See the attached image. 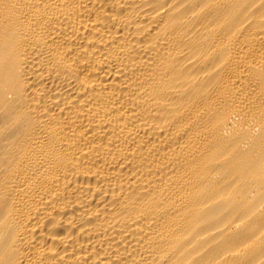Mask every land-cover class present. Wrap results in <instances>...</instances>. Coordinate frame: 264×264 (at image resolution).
Masks as SVG:
<instances>
[{
	"label": "bare ground",
	"instance_id": "obj_1",
	"mask_svg": "<svg viewBox=\"0 0 264 264\" xmlns=\"http://www.w3.org/2000/svg\"><path fill=\"white\" fill-rule=\"evenodd\" d=\"M0 264H264V0H0Z\"/></svg>",
	"mask_w": 264,
	"mask_h": 264
}]
</instances>
